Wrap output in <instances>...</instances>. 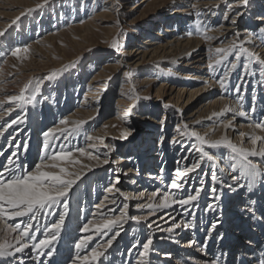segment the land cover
<instances>
[{
  "label": "bare ground",
  "instance_id": "6f19581e",
  "mask_svg": "<svg viewBox=\"0 0 264 264\" xmlns=\"http://www.w3.org/2000/svg\"><path fill=\"white\" fill-rule=\"evenodd\" d=\"M128 1L129 0H108L106 5L110 8H108L105 13L95 14L85 26L79 28L80 32L78 33L82 35L77 37L76 43H80L84 40L86 43L90 33L100 29L102 26H108L106 30L109 34L117 35L120 31L118 26L122 25L123 27L125 24L129 26L134 25L133 22L138 17L136 15H142L147 8L151 6L154 7L162 0H141L138 5L131 9L130 12L135 16L132 17L129 23L127 19H125L123 12ZM165 1H167L168 4L167 9L173 8L172 11L167 17L148 26L149 28L143 30L142 34L139 36V33L137 34V39H140L143 35L148 37L141 45L133 47L126 53V61L123 69L126 70L124 74L127 79L129 78L127 73L141 71L145 66L153 67L158 63H161V65L163 64L162 66L166 65L165 69L170 67V72L173 67L174 70H179L173 72V75L179 79L164 80L161 86L157 88L156 93H161L162 96L158 98V101L153 102V107L155 108L161 105L168 108L172 107L179 111V120L176 122L177 124L173 131L175 134L171 141L175 140L180 143L173 144L171 141H166L164 145L162 143L163 149L156 151V154H154L156 157H153L152 152H150V146H152L153 143L147 139V137L151 139L156 133V128L152 127L151 130L147 132V137H143V144H138L136 150H132V153H124L123 156H117L114 164L116 169L110 166L109 163L113 161V158L120 154L115 150L116 147L122 144V142L118 144V140H114L117 135L115 125L121 124L118 132L130 131L131 136L126 140L127 143H133L138 139L137 136L142 130L141 125L133 124L135 120L131 117L133 115L128 119L124 118L125 112H127L133 104L140 102V97L134 93L133 99L129 102L130 107L128 106V102L121 98H117L114 114L104 121V125H106L104 128L100 127L98 131L92 134L93 140H86L89 144L83 149L86 154L90 153L94 157L99 156L101 161V163H99V168L95 170L91 169V171L83 168L84 165L97 162L88 159L87 155L81 156L80 152L73 151L72 159L80 161L79 164H72L70 161H61L55 162L58 165L56 168H51L48 167V163L46 162L45 167L42 169L54 174H59L60 167L66 168L70 173L81 171L83 168L80 179L77 180L76 184L73 185L69 192L68 199L61 203V206L63 203H67L68 210L67 214L64 216L65 222L62 226L60 237L54 242L55 252L49 255L48 249H45V254L38 256L36 250L31 246L33 241L27 240L29 248L25 249L22 253H15V248L20 246L16 243V237L19 235V232H9L5 225L20 223L23 227L29 222V216L15 217L12 220L0 219V243L6 242L13 245L10 251L14 253L11 257H0V264H63L64 261L67 262V258L72 254V260L68 264H218V262L220 264H236L238 254H243L249 261L254 263L258 250L261 248L262 244H264V181L262 177H257L255 184L251 186V191H249L247 181L239 178V167H237L235 171H230V165L232 163L238 164V159H232L234 153H232L231 149L223 145L217 148H210L207 144H204L203 149L218 158V161L216 160L215 163L216 165L207 161L206 158L201 159L200 168L188 172L181 179V182L184 184V188L181 190L172 189L170 187V182L178 170L190 168L192 163L200 156V153L197 151L199 147L198 141H196L195 137L190 136L192 131L204 136L205 140L216 141L226 138L238 147H244L249 150L255 147L259 150L260 142L256 145H252L250 137L253 135V129L248 127L249 124H255L256 122L264 124V117L259 116L264 112V93L260 91L259 85H257L259 83V78L256 82L253 79L256 89L255 94L257 93V95H259V98L256 97L258 102L255 100V103L252 104V109L254 108V111L251 109L248 111L247 116L239 117L232 111L224 112L226 106L231 109L240 104V101L235 99V94L230 92L232 82L228 81L227 91L221 89L213 75L214 73H212V67H210V65L214 63L215 48L222 45L227 46V44L233 41L241 43L243 46L247 45L250 52L264 59V35L260 38L259 36L255 37V34V40H249V38L253 37L250 36L248 31H244V29L240 32L238 31L239 27L242 25V17L245 13L251 17L256 10L253 8L246 9L242 7L243 4L240 3V0H235L225 14V18L220 23H217L214 28L215 30L209 33V39L204 40L202 38L197 39V37L194 36L189 37L188 35L185 37L186 31H183L186 30L185 27H183L185 26V21L189 22L192 14L195 15L202 11L205 13L213 12L215 16L214 18L212 17V22H215L217 20V9L226 0H192L191 4L188 6L185 5H187L190 0ZM27 2L28 0H0V32L5 33L7 29L9 30L12 24L8 23V20L11 19V16H15V14L19 12L17 8L21 7L20 5ZM196 16L197 15H195V17ZM254 16L255 17H252V19L250 18L252 20V25L258 26L259 23L264 24V12H260V14H255ZM233 20H235V23H232ZM171 24L177 25L174 31L172 30L174 26L171 27ZM163 33L164 35H162ZM55 37H48L31 43V50L29 51L30 56L26 61H17L12 54L9 57L7 56L8 58L5 56L1 59L0 57V101L3 102L0 104V132L3 133V135H0V149H3V154L0 155V171L5 170L7 161L10 158L15 159L17 156L19 158V164L22 168L24 167L25 172H34L36 166L41 163L40 159L33 165V161L37 157L40 158L35 138L36 130L39 128V125L35 122L34 115L30 113L32 111H28L26 124L16 123L12 124L11 127H7L11 121L18 120L20 116H25V114L20 111L19 107L9 103L8 97L12 95H21L22 91L24 96L27 97V91L31 82L36 77L42 75L41 70L44 74L42 67H45L46 64L53 61L56 57L53 53L56 47L52 44ZM114 42H117V39H115ZM109 57L110 60L114 58L111 55ZM226 62L227 60L223 61L222 64L216 66V68L220 69L225 67L227 64ZM149 63L150 65H148ZM107 64L108 65L105 64L106 66L102 67V73L100 72L94 75V78L89 84V86H95V91L92 92L93 94L90 95L91 93H89L87 97H85V101L82 100L81 106L76 108L77 110L72 114L67 115V117L70 118L67 120L68 124L61 125L59 122L56 123L57 125L52 124L43 133L51 132L53 129H68V126H74L75 124H79L82 129V124H85L84 126L91 125L90 120L93 119L95 115H99L103 108L105 111L106 109L109 111V96H107L109 99H106L101 104L97 100L100 99L99 93L103 91L104 86L105 89H107L105 85L107 81L105 78L109 77L108 74L111 71L120 69L121 66H118L119 64L114 62H111V64L107 62ZM252 71L256 72V69L252 67ZM255 75L257 74L255 73ZM77 77L79 76L77 75ZM247 78L251 77L248 76ZM49 79L50 78L44 79L42 86L44 83H47ZM75 80L78 81L79 79ZM75 80L73 82H75ZM260 82L262 83L260 87L264 88V78L261 79ZM149 83L156 85V82L153 80L149 81ZM25 85H28V87L25 88ZM53 85L54 84H52V87H46V90H49L47 92L48 94L51 93V91L55 92L53 91ZM92 87L90 89L91 91ZM131 88L136 91L134 85H131ZM136 97H139V100H137ZM246 97L248 98L249 96ZM87 99L92 100V102H87ZM244 102V105H247L246 98H244ZM126 104L127 107L125 109L124 107ZM10 108L11 111H9ZM190 108H195L190 116V119H195L189 122L182 113L184 110ZM238 110L247 112L248 109L238 108ZM213 113H223V115L213 116ZM16 114H18V116ZM14 116L17 117L14 118ZM129 120H133V123ZM75 121H77L75 124L72 123ZM151 121L154 122V120ZM199 121L201 122L196 124ZM229 121H231L232 126L226 128L224 125ZM169 124H171V121L162 125L164 132H168ZM185 124L188 125L186 132L183 127ZM195 125H198L197 127L200 128L203 127V132L195 130ZM221 129H223V132L219 133ZM182 132H185V134L182 135ZM10 133L12 134L10 135ZM68 133L67 131L64 135L68 137ZM239 133H245L246 135L242 138ZM81 134L82 131H80L77 136L74 134L76 137L74 146L73 140L67 141L59 132H56L54 137H50L49 139L52 146H54L53 148H58L56 146L57 143H62L61 145H63L65 142L67 146H73L75 148L82 139L80 136ZM255 135L264 137V131L256 129ZM181 143L183 147H181ZM93 144L97 147H91ZM16 145H19L20 148L17 149L15 147ZM105 145L110 147L105 148ZM25 146L26 150L24 149ZM188 146L190 148L189 151L186 152V155H181ZM148 147L150 148L149 151ZM143 149L145 150L141 151ZM105 151L109 153L108 164L102 163L105 158ZM175 152L177 156L174 162L171 159L172 154H176ZM41 154L42 157L45 155L44 150ZM124 155L126 159L127 157H135L136 166L123 170L122 168L126 165V160L123 159ZM6 156L9 158L7 159ZM157 156L159 158H157ZM222 156L228 160L220 159ZM249 159L264 169V158L260 156H250ZM209 165L211 166L209 167ZM29 167L31 168L29 169ZM104 167L107 170L103 171ZM113 170H115V173H120L116 175L119 177V183L115 184L113 192L109 193L106 191L103 200L100 202L97 201V203L92 206L94 210L90 213L87 222L82 226L83 228L81 227V235L77 239L78 241L84 239L86 243L81 249H76L75 246L72 247L70 245L69 241L76 237L75 229L77 228V224H79L80 216L83 217L86 214L85 210L89 208V205L95 199V195L92 197L91 192H89V194L87 192L89 185H91L90 182L94 183L96 181L97 190H99L98 183L102 181L105 174L113 173ZM213 170L216 171L218 180L225 182L222 183L224 186L225 184H233V177L237 178L233 189L230 190L225 186L228 193L224 194L228 197H224L220 192L223 186L219 182L214 181L212 177H207ZM169 174L172 175V178L169 181V185H167L166 182L169 178ZM91 176H94V178ZM198 177H202V179L199 180ZM133 181H135V183H133ZM201 181L204 182L203 185H201ZM85 183L88 185H86L85 190L83 189V192L80 186ZM241 184H243L244 187H240L239 185ZM196 185L195 191L201 190V196L197 202H193L196 204L195 208L191 206L181 208L178 204H173L168 208L157 209L137 207V205H147L148 203L158 204L162 201L163 195L165 194H173L177 191L182 192L184 195L193 193V187ZM208 186H210L211 189L209 190L211 192L207 191ZM116 188H119L129 199L125 200L119 192L115 191ZM213 188H215L217 194L221 196L219 201L214 199V194L212 192ZM239 191H241V195L237 196L236 194H238ZM152 193H157L154 199L151 198ZM106 197L107 199H105ZM175 198L176 197L173 196V199ZM113 199L116 201L114 204L111 202ZM244 200H247L245 205L243 202ZM124 203H127L129 206L128 218L122 221L118 229L120 235L115 237L110 247H107L105 255L98 261L90 260L85 262L82 259L78 260V255L80 257L90 255L91 250L98 245V242L106 241L117 231V229L114 228L111 232L104 230L100 234H96L95 228L104 219L119 216L123 210L122 205ZM61 206L55 209L54 215H45L41 213L36 220L31 221L33 223V231H30L29 235H35L37 242L44 238L46 227L50 228L52 224L59 222V213L61 212L62 215L64 214V209L62 210ZM79 206L81 208L84 206L81 212L77 209ZM234 207L236 211H234ZM134 215L144 216L146 219L135 222L130 219V217ZM193 215L195 216L194 220L191 219ZM260 218H263V220ZM192 221L196 225L195 227L197 230L193 232L194 236L192 238L184 241L187 235L191 233L190 227H186L185 223ZM251 221L252 224H250ZM177 222L181 223V227L174 228L172 232H168L167 229ZM149 223L152 224L151 229L147 227ZM213 224H217L215 230L212 229ZM37 225L40 229L39 232L34 231ZM85 226H90V231L88 233L83 231ZM209 226L210 229L207 230ZM218 234L223 236V239H218ZM89 235L93 237L90 241L87 240ZM147 235L153 240L156 239L157 243L153 242L151 248L155 250H151L150 248L149 255L145 257L141 254L142 247L140 241ZM190 240H195L196 243L189 246L188 241ZM161 241H165L171 246L166 247L163 255L159 258L158 255H155V252L157 249L163 248L164 245L159 244ZM23 242L24 241H21V243ZM139 248L140 254L134 259V255ZM87 250L88 252H86ZM100 250L104 249L101 248ZM211 256L215 257V259L211 260Z\"/></svg>",
  "mask_w": 264,
  "mask_h": 264
},
{
  "label": "rangeland",
  "instance_id": "374dc122",
  "mask_svg": "<svg viewBox=\"0 0 264 264\" xmlns=\"http://www.w3.org/2000/svg\"><path fill=\"white\" fill-rule=\"evenodd\" d=\"M140 1L141 0H129L128 4L125 6L123 12H124L125 19H127L128 23L132 20V17L135 16L132 12H130L131 9L134 6L138 5ZM191 1L192 0L188 1L187 5L185 6L190 5ZM234 1L235 0H226L222 5L218 7L217 20L215 22L213 21L214 23L212 22V17L214 18L215 16L213 12H208L209 13L208 14V13L200 11L201 13L199 12L195 14L197 15L196 17L194 14H192L193 15V16L191 15L192 18L190 17L189 22L185 21L184 23L185 26H183L186 29V30H183V31H186L185 37L188 35L189 37L191 36L197 37V39L198 38L200 39L202 38L204 40L209 39L208 37L209 33L215 30L214 28L217 25V23H220L225 18V14L227 13L229 7ZM28 2L30 5L28 4ZM28 2L23 5H20L21 7L17 8L19 12L15 14V16L14 15L11 16L10 17L11 19L8 20V23L12 25L9 28V30L7 29V31L4 33V36L0 37V57L1 59H3L5 56L9 57L12 54L13 50H15L16 48H21L22 51L19 53V56L18 57L15 56V58L17 61L19 60L26 61L28 60L30 56L29 51L31 50V46H30L31 43L44 39V38H48V37L54 38L56 36L55 40L53 39L52 41L53 46L56 47V49L53 51L56 57L53 59V61L46 64L45 67H42V69L44 70V74H43V71L41 70L42 75L36 77L31 82V84L29 85L30 87L27 91V97H30L34 94V89L37 83L40 84L41 91L36 96V101L34 103L25 104L23 108H20V111H22L25 114L24 116L25 124L27 120L28 111L29 112L32 111L30 113L34 115V120L39 125V128L36 130L35 138L37 141V150H39L40 158L37 157L33 161V165L36 164L38 160H40L42 157V154H41L43 153L42 145L45 139L43 132H45V130H47V128H49V126H51L52 124L57 125L56 123L58 122L60 123L61 119H64V120L70 119L67 117V115H70L73 112H75L77 110L76 108H79L81 106V103L85 101L84 99L85 97H87L89 93H91L90 95L93 94L92 92L95 91L94 90L95 86L92 85L93 86L92 87V86H89V84L94 78V75H96L97 73H100L102 71L101 69L103 66L108 65L107 62L109 64H111V62H114L116 64H119L118 66H121L120 69L111 71L108 74L109 77L105 78L107 81L105 84L107 86V89H105V86H104L103 91L99 93L100 99L97 100L101 104L106 99H109L107 97L109 96L110 97L109 111H107V109L105 111L103 108L102 112L99 113V115H95V117L90 120L91 125L84 126L85 124H82L83 125L82 129L79 124H75L77 121L72 122L75 125L68 126V129H67V131L69 132L67 135L68 137H66V135H63V136L67 139V141L73 140V146L75 145L74 143H76L75 142L76 137L74 136V134H76L77 136L78 133L82 131V134L80 135L82 139L80 142H78V145L75 148L73 146L72 147L67 146L66 142H65L66 144L63 143L64 148L67 151L69 150L71 152L73 151L80 152V149H84L86 146H88L89 143L86 142L85 137L89 135L90 132H91L90 136H93L92 134L98 131L100 127L104 128L106 126L104 125L105 123L104 121L114 114L115 106L117 104L116 99L121 98L122 100L129 103L133 99V95L135 93L140 97V102L136 104L137 108L134 109L133 111L134 113L139 112L140 114L131 116L133 119H135L134 121L132 120L134 123L131 120L129 121H131V123L133 124L141 125L142 130L139 132V135L137 136L138 139H136L133 143H127L126 140L129 139L131 135H128L126 139H122L121 137L125 132H118L119 128L121 127V124L115 125V130L117 132V135L114 140H118V144H121V142L122 144L116 147L115 149L120 154L116 155L113 158V161L109 163V165L115 168L114 164L116 162L117 156L118 157L123 156L124 153L125 154L130 153V152L132 153V150H136V146L138 144L140 143L143 144V141H142L143 137L144 136L147 137V132L151 130L152 127L156 128L157 134L155 133L151 137V139L148 137L147 139L153 143V145L150 146L151 148L150 152H152L153 157H156L154 156V154H156V151L163 149V146L161 144L163 143L164 145L166 141L170 142L171 139L174 137L175 133L173 131L177 124L176 122L179 120L178 119L179 111L175 108H172V107L168 108V107L161 106V105L160 106L158 105L154 108L153 102L158 101V98H161L162 96L161 93H156V90L157 88L161 86L164 80L175 79V78L179 79L178 77L173 75V72L174 71L176 72L177 69L174 70V67H173V69L170 72L169 71L170 67L168 69H165L166 65L162 66L163 64L161 65V63H158L154 65L153 67L145 66L144 68L141 69V71H132L131 76H128L129 78L127 79L126 75L124 74L126 70L123 69V67L126 61L125 60L126 53L133 47L137 45H141L142 42H144L145 39L148 37V36L143 35L140 39H137L138 36L142 34V31L149 28L148 26L152 25L154 22H157L158 20L167 17V15L170 14L173 8L167 9L168 8L167 1L162 0L160 3L156 4L154 7L151 6L150 8H147L142 15H136L138 17L135 19L134 21L135 23L133 22L134 25L129 26L125 24L123 25V27L122 25L121 26L117 25L118 28L120 29L117 35L109 34L108 31L106 30L108 26H102L101 27L102 29L100 28L90 33L89 39L87 40L86 43H85V40L81 41L80 43H76L77 37H80L82 35L81 33H78L80 32L79 28L82 26H85L88 23V21L94 17L95 14L105 13L107 9L110 8L106 5L108 3V0H47V2H45V0H36V1L28 0ZM39 5H42V7H38ZM242 7L246 9L253 8L254 10H256V12H253L254 14L251 17H249L245 13L246 16L244 15L242 17V25L239 27L238 31L240 32L243 29L244 31H248L250 36L253 37L251 38L252 40L254 39L255 34H256L255 37L259 36L261 38V36H263L264 34H261L259 32V29L264 28V24L259 23L258 26L252 25L251 19L252 17H255L254 16L255 14L258 15L260 14V12L261 13L264 12V0H249V4L242 5ZM176 26L177 25L171 24V27H173L172 28L173 31L175 30ZM162 35H164V33ZM115 39H117V43L119 44V50L113 49L111 47V44L114 42ZM237 44L239 45L241 43L237 42ZM244 47L247 48V45H244ZM23 49H27V51H23ZM110 55L114 57L112 59L113 61L110 60V57H109ZM235 55L236 53H233L232 55L228 57L227 62H226L227 64L225 65V67L220 68V69L216 68L215 71H213V68L211 70H212V73H214L213 75L215 76L216 81L218 82L219 79L223 78V72L230 67V64L237 63V68L234 70H231L229 73V77H230L229 81L232 82L230 92L232 94H235V96L244 94L243 96H245L244 98H246L247 100V105L246 104L244 105L245 103L244 100L240 101L239 103L244 105L242 109L244 108L248 109L247 110V113H248V111L252 109V104L255 103L252 97L255 96L259 98V95H257V93L255 94L256 89L254 87L255 86L254 84L256 81H258L257 80L258 78H259V81H258L259 83L257 85H259L260 91H263L264 93V88L260 87L262 86V83L260 82V80L264 78V75L260 74L261 66L255 60H253L251 64L249 65L250 70L244 71L243 65L247 62L246 56L242 54L241 60L237 62L235 61ZM148 65H150V63ZM252 67L253 69H256V72L252 71ZM255 73L257 75H255ZM77 75L79 77H77ZM248 76H250L251 78H247ZM48 78H50L49 81L47 83H44L42 86V82L44 81V79H48ZM75 79H79V80L77 81ZM253 79L255 80V82H253L254 81ZM74 80L75 82H73ZM151 80L155 81L156 85L149 83V81ZM52 84H54L53 91L55 92L51 91V93L48 94L47 92L49 90H46V87L47 88L52 87ZM131 85L135 86L136 91H134L133 89L134 87L131 88ZM238 85L241 88V93L239 94L233 91V89H235ZM91 87H92V91L90 90ZM246 96H249V97L247 98ZM145 97H148V99H144ZM87 102H92V100L87 99ZM256 102H258V100H256ZM128 106L130 107V103L128 104ZM126 107H127V104L124 108L126 109ZM194 109L195 108L186 109L182 113L183 116H185V118L189 122L195 119V118L190 119V116L192 115ZM16 115L18 116V114ZM17 116H14V118ZM259 116L264 117V112H262ZM151 120H154L155 123L152 122ZM169 121H171V124H169L168 132L167 131L164 132L162 125L164 123H168ZM200 122L201 121H199V123ZM199 123H196V124H199ZM195 126H196L195 130L197 131L200 130V132H203L204 130L203 127L200 128V127H197L198 125H195ZM72 129L75 130V132L72 133ZM128 132L130 133L129 130ZM221 132H223V129H221L219 133ZM11 134L12 133H10V135ZM162 136H163V142L161 143L160 140ZM61 144L57 143L56 146L59 147ZM150 148L148 147V151ZM189 148H190L189 146L186 147L185 152L181 153V155L182 154L183 156L186 155V152L189 151ZM144 150L145 149L141 151H144ZM173 154H172L171 160L175 162L176 161L175 157L177 156V153L174 154L175 156ZM223 157L224 156H222L220 159L228 160L227 158L225 157L223 158ZM6 158L8 159L9 157L6 156ZM6 158H5V161H6ZM134 158L135 157H127L126 159L124 155L123 159L126 160V165L122 169L123 170L130 169L133 166H136V162ZM157 158L159 157L157 156ZM217 161H218V158H217ZM90 165L92 166L91 169L95 170L99 168V164L97 163H93V164L91 163ZM210 166L211 165H209V167ZM30 168L31 167H29V169ZM23 170H24V167H23ZM105 170L107 169H105L104 167L103 171ZM96 173H99V172H96ZM169 173H170V170H169ZM117 174H120V173L118 172L115 173L114 170H113V173L111 174L109 173L105 174L104 175L105 178L103 176L102 181L98 183L99 190H97L96 181L94 183L90 182L91 185H89L88 187L89 191L87 189V192L88 194L89 192H91L92 197H94L95 195V199L91 202V204L89 205V208L85 210L86 214L83 217L80 216L79 224H77V228L75 229L76 237H74L73 239L69 241L72 247L75 246L76 242L78 241L77 240L78 237L81 235L80 231L83 228L82 226L87 222L88 218L90 217V213H92L94 210L92 206L95 205L97 201L100 202L103 200L105 196L104 194L106 193L107 188L113 185L112 183L113 178ZM207 177H211V176L208 174ZM261 177H262V180L264 181L263 176ZM92 178H94V176ZM171 178H172V175L169 174V178L166 182L167 185H169V181L171 180ZM198 179L201 180L202 177H198ZM220 184L223 186V189L220 192L224 195V197L225 196L228 197L226 194H224V193H228V191L225 189V186L222 183ZM86 185L88 184L85 183L80 186L83 192L86 189ZM196 187L197 185L193 187V190H192L193 193L195 192ZM209 189H211L210 186L207 187V191L211 192ZM236 195L240 196L241 191H239V193ZM246 201L247 200L243 201L244 205L246 204ZM83 207L84 206H82V208ZM82 208L79 206L77 209H79V211L81 212ZM61 209L63 210L62 206H61ZM233 209L234 211H236L235 207ZM69 212H70V207H69ZM60 215H62L61 212L59 213V217ZM260 219L263 220V218H260ZM191 223H194V222L192 221ZM250 224H252V221ZM209 229H210V226L207 228V230ZM195 230H197L196 227L192 228V230L190 227L191 233L187 235V238H185L184 241L192 238L194 236L193 232ZM148 238H149L148 235L146 237H143L140 241V245L142 246V244ZM156 241H157L156 239L153 240V242L157 243ZM159 244L164 245L163 248L157 249L155 252V255H158V257L160 258L161 255H163L164 253V249L166 247H170L171 245L166 243L165 241H161L159 242ZM151 250H155V249L151 248ZM139 251H140V248L135 253L134 259H136L139 256L140 254ZM86 252H88V250ZM72 257H73V254L69 258H67V262L64 261L63 264H68L72 260ZM210 259L214 260L215 257L211 256ZM218 264L220 263L218 262Z\"/></svg>",
  "mask_w": 264,
  "mask_h": 264
},
{
  "label": "snow or ice",
  "instance_id": "6c2138e0",
  "mask_svg": "<svg viewBox=\"0 0 264 264\" xmlns=\"http://www.w3.org/2000/svg\"><path fill=\"white\" fill-rule=\"evenodd\" d=\"M47 2V0H45ZM240 3L243 5H248L249 0H240ZM38 7H42V5H39ZM15 23V22H13ZM232 23H235V20L232 21ZM259 32L261 34H264V28L259 29ZM4 36L3 32H0V37ZM251 38H249L250 40ZM111 47L113 49L119 50V44L117 42H113L111 44ZM22 51L21 48H16L12 51L13 56H19V53ZM23 51H27V49H23ZM215 59L214 63L210 65V67L213 68V71H215L216 66H219L222 64L223 61H226L227 58L232 55L233 53H236L235 55V61L239 62L241 60V55H245L247 58V62L243 65L244 71H249V65L253 60L257 61L260 67V74L264 75V59H261L260 56L254 54L253 52H250L248 48L244 47L242 44H237L236 41H233L227 46H220L215 48ZM237 68V63H231L230 67L223 72V78L218 80L219 86L221 89L227 90L228 88V81H229V73L231 70H234ZM127 75L131 76V73H127ZM28 85H25V88H27ZM41 86L39 83L36 84L34 89V94L30 97H25L23 94V91L21 95H12L8 97V101L10 104H14L16 107L23 108L25 104L28 103H34L36 101V96L40 93ZM233 91L237 94L241 93V88L238 85ZM137 100H139V97H136ZM144 99H148V97H145ZM237 101H243L244 96L242 94L237 95L235 97ZM253 101L256 100V97H252ZM3 102L0 101V104ZM243 105L238 104L236 107H233L229 109L227 106L224 109V112L232 111L235 113L236 116L239 117H245L248 115V113L244 110H238V108L242 109ZM137 108L136 104H133L131 108L127 110L124 114V118L128 119L131 115H139V112L134 113V109ZM254 111V108L252 109ZM11 111V108L9 109ZM217 115H223V113H213V116ZM23 124L25 123V117L20 116L18 120L11 121L7 127H11L12 124ZM199 123V122H198ZM61 125H67L68 121L61 119L60 120ZM226 128L231 127L232 123L229 121L227 124L224 125ZM184 130L186 132L188 125L185 124ZM249 128L253 129V135L250 137L252 145H256L258 142H260L259 150H257L255 147H253L251 150L246 149L244 147H238L236 144H233L230 140L226 138H222L221 140L211 141V140H205L204 136L199 135L197 132L192 131L190 133V136L195 137L196 141H198L199 147L197 151L200 153V156L197 157L196 161L192 163L190 168H186L183 170H178L176 172V175L173 177V179L170 182V187L175 190H181L184 188V184L181 182V179L191 171H194L195 169L200 168V160L203 158H206L207 161L212 162L213 165H215L217 158L214 155L209 154L207 151L203 149V145L207 144L210 148H217L221 145L226 146L231 149L232 153H234V156L232 157L233 160L238 159L237 163H232L230 165V171H235L237 167L240 169V179H244L247 181L249 187L248 190L251 191V186L255 184L257 177L264 176V169L261 168L260 165L254 163L251 159H249L250 156H260L264 158V137L255 135V130L260 129L261 131H264V124L260 122H256L255 124H249ZM67 131L66 128H60V129H53L51 132L44 133V142H43V150L45 155L41 157V163L36 166V170L34 172H25L22 168V166L19 164V158L18 156L15 159H9L7 161V165L4 171H0V219H6V220H12L15 217H23V216H29V222H27L23 227L20 223H16L14 225H5L7 230L9 232L18 231L19 235L16 237V243L19 244V247L15 248V253H22L25 249L29 248V244L27 240H32V248L36 250V253L38 256L44 255L45 249H48V254L51 255L55 252L54 242H56L60 237V232L62 229V226L64 225V216L67 214L68 204L63 203L62 207L64 209V214L60 216L59 222L52 224L50 228L46 227L44 238L40 239L38 242L36 241L35 235H29L30 231H33V223L31 221L36 220L37 217L43 213L45 215H54L55 209L57 207L61 206L62 201H65L69 197V192L72 189L73 185L76 184L77 180L80 179L81 172L83 171V168H87L89 171H91L92 166L91 165H84L81 171L70 173L67 171L66 168L60 167L59 174H54L49 171L42 170L45 167V163H48V167L56 168L58 165L55 162H61V161H70L72 164H79L80 161L73 160L72 159V152L66 151L63 145H60L58 148H53L51 145L50 137H54V134L56 132H59L60 135H64ZM75 130H73L74 132ZM185 132H182L181 134H185ZM0 135H3L2 132H0ZM130 135L129 132H125L122 135V139H126L127 136ZM239 135L243 138L246 134L245 133H239ZM86 140H93V136L87 135ZM160 142H163V136L161 137ZM171 143L176 144L180 143L179 141H171ZM17 149L20 148L19 145L15 146ZM91 147H97L95 144L91 145ZM105 148H109L110 146L105 145ZM181 147H183V144L181 143ZM26 150V146H25ZM3 154V149H0V155ZM80 155L84 156L87 155L88 159L95 160L97 164L101 163L99 156H92L90 153H85L83 149H80ZM109 153L105 151L104 153V160L102 161L103 164H108ZM115 171V170H114ZM7 173V174H5ZM212 179L214 181H217L219 183H225L222 180H218L217 173L215 170H213L210 173ZM237 178L233 177V184H225L230 190L233 189ZM113 186L108 187L107 191L109 193L113 192V188L115 184L119 183V177L115 176L113 178ZM135 183V181H133ZM203 181H201V185H203ZM240 187H244L243 184L239 185ZM116 192H119L121 196L124 197L125 200H128L129 197L126 196L119 188L115 189ZM212 192L214 194V199L219 201L221 199V196L217 194V190L215 188L212 189ZM155 195L157 193H152L151 198L154 199ZM142 196V194H141ZM173 196L176 198L173 199ZM201 196V190H196L194 193H188L187 195H184L182 192L177 191L173 194H165L163 195L162 201L158 204L154 203H148L147 205H137V207H147L150 209H157V208H168L171 207L173 204H178L181 208H184L185 206H191L192 208L196 207V204L193 202H197ZM140 198V197H135ZM107 199V197L105 198ZM113 204L116 202L114 199L111 201ZM128 204L124 203L122 205V211L119 216H115L113 218H107L104 219L96 228L95 233L100 234L104 230H108L109 232L112 231V229H117L112 236H110L106 241L98 242V245L94 247L90 255H84L83 257H80L78 255L77 259H82L85 262L88 261H98L101 257L105 255V251L107 247H110L115 237L120 235L119 227L122 224V221L126 220L128 218ZM130 219L135 222H140L142 220H145L146 217L144 216H131ZM192 220L195 219V216L193 215ZM186 227L195 228V224L191 222L185 223ZM147 227L149 229L152 228V224H147ZM181 223L177 222L175 225L170 226L167 231L172 232L174 228H180ZM217 227V224L212 225V229L215 230ZM35 232H39V226L37 225L34 229ZM83 231L85 233H88L90 231V226H85ZM26 238V239H25ZM92 236L89 235L87 237V240H92ZM218 239H223V236L219 235L217 236ZM21 241H24L21 243ZM86 241L84 239L79 240L75 244L76 249H81L85 245ZM195 240L188 241L189 246L195 244ZM153 245V239L148 238L146 242L142 244V255L147 257L149 255L150 246ZM13 247V245H10L8 243H0V257H11L14 255L10 249ZM103 248L104 250H100Z\"/></svg>",
  "mask_w": 264,
  "mask_h": 264
}]
</instances>
